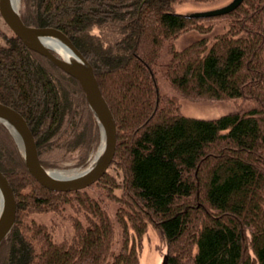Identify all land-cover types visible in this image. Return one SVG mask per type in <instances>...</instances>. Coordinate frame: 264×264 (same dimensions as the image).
Masks as SVG:
<instances>
[{
	"label": "trees",
	"instance_id": "1",
	"mask_svg": "<svg viewBox=\"0 0 264 264\" xmlns=\"http://www.w3.org/2000/svg\"><path fill=\"white\" fill-rule=\"evenodd\" d=\"M181 1L19 0L24 23L59 28L90 62L117 139L94 184L52 190L0 122V170L16 197L0 264H139L149 225L166 239L167 264H264V0L205 17L174 11ZM216 19L224 30L209 37ZM1 21L0 101L25 117L44 167L69 155L86 165L99 126L79 81ZM191 29L203 35L176 48ZM158 73L176 95L160 93ZM178 96L239 102L199 118L179 110ZM67 207L73 233L55 240L34 214Z\"/></svg>",
	"mask_w": 264,
	"mask_h": 264
},
{
	"label": "water",
	"instance_id": "2",
	"mask_svg": "<svg viewBox=\"0 0 264 264\" xmlns=\"http://www.w3.org/2000/svg\"><path fill=\"white\" fill-rule=\"evenodd\" d=\"M241 1L231 0L221 7L196 11L189 15L205 17L224 14L238 6ZM0 15L11 31L20 37L26 46L46 56L52 63L79 81L99 126V152L97 157H93L89 165L79 172L67 176L54 175L50 171L51 169L44 167L40 162L34 135L25 117L18 110L0 101V122L9 129L18 143L29 172L44 187L52 190L71 191L89 186L104 174L112 161L117 139L114 115L100 90L92 65L59 28L32 26L24 23L20 17L17 4L14 5L13 0H0ZM44 39L58 40L69 50L71 57H67L48 46L44 43ZM0 196L1 243L13 226L16 214L15 193L2 170H0ZM161 264H167V254L163 255Z\"/></svg>",
	"mask_w": 264,
	"mask_h": 264
},
{
	"label": "rangeland",
	"instance_id": "3",
	"mask_svg": "<svg viewBox=\"0 0 264 264\" xmlns=\"http://www.w3.org/2000/svg\"><path fill=\"white\" fill-rule=\"evenodd\" d=\"M231 0H209V1H196V0H183L181 2H177L173 5V10L180 13L190 14L196 11H204L209 9H214L221 7ZM19 7V0L17 2V8ZM0 15V19H1ZM3 20V19H1ZM0 20L1 27L5 28V25L2 24ZM214 20L208 19L207 23L213 22ZM216 23L212 30L208 32V36L212 37L216 32L224 30L223 23H221L222 19L215 20ZM201 34L199 31L195 29L187 30L186 32L181 33L174 39V45L176 48L180 49L191 41L200 37ZM166 47L162 48L159 61L166 62L169 59V53L166 50ZM157 86L161 94L164 95H174L175 91L171 87L168 80L162 76L161 73L157 74ZM176 95V94H175ZM238 100L233 99H192L188 97L178 96V105L179 110L187 115L192 117L199 118H214L224 113H228L233 111L236 108V104ZM14 108V107H13ZM100 141L92 151L90 157L88 158V162L84 166H75L73 165V160L68 159V157L73 158L72 156H68L67 159L58 161L59 166H51L47 167L48 169H61L63 171H67L68 175L79 172L89 165L94 155L96 154ZM108 168V167H107ZM113 171V170H111ZM94 184V183H93ZM91 185V184H90ZM98 184L92 185L95 189H88L89 192L94 196H99V192H96V189H100ZM91 186V187H92ZM14 191V190H13ZM16 199V197H15ZM111 204L110 208H112V201H107V206ZM71 208L67 207L64 209L62 215H58L55 212H40L34 214V217L37 221H41L46 223L51 229L54 235L55 240H61L63 238H69L73 233L72 225L70 222V216H74L71 212ZM110 214H112V209H109ZM167 243L164 236L160 235L152 225H149L147 230L142 235L141 240V248H140V257L139 264H161L162 257L166 251Z\"/></svg>",
	"mask_w": 264,
	"mask_h": 264
},
{
	"label": "bare ground",
	"instance_id": "4",
	"mask_svg": "<svg viewBox=\"0 0 264 264\" xmlns=\"http://www.w3.org/2000/svg\"><path fill=\"white\" fill-rule=\"evenodd\" d=\"M14 2V5L17 4L18 0H13ZM44 43L47 44L48 46L56 49L57 51H59L60 53H62L63 55L67 56V57H71V54L69 52V50L64 47V45L59 42L58 40H55V39H44ZM13 130V128H12ZM98 152H99V149L98 151L96 152L94 158L97 157L98 155ZM54 175H58V176H67L68 175V172L67 171H63L61 169H54V170H50ZM1 197V196H0ZM1 199V198H0Z\"/></svg>",
	"mask_w": 264,
	"mask_h": 264
}]
</instances>
